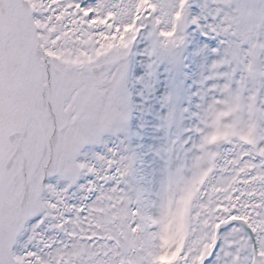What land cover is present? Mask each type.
<instances>
[{
  "label": "snow or ice",
  "instance_id": "snow-or-ice-1",
  "mask_svg": "<svg viewBox=\"0 0 264 264\" xmlns=\"http://www.w3.org/2000/svg\"><path fill=\"white\" fill-rule=\"evenodd\" d=\"M0 264H264V0H0Z\"/></svg>",
  "mask_w": 264,
  "mask_h": 264
}]
</instances>
